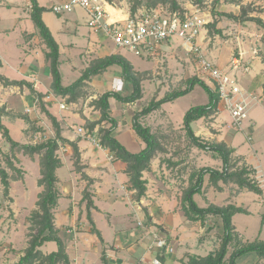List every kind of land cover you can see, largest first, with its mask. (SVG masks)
Listing matches in <instances>:
<instances>
[{"label":"rangeland","instance_id":"374dc122","mask_svg":"<svg viewBox=\"0 0 264 264\" xmlns=\"http://www.w3.org/2000/svg\"><path fill=\"white\" fill-rule=\"evenodd\" d=\"M111 1L118 8L124 9L125 12H131L132 14L140 9H186L191 12L199 8L200 13L207 20L206 29L203 30L199 38L201 49L206 57L219 67L225 69H231L232 57H243V63L249 67V70H245L244 66L240 65L235 73L246 91L245 96L252 94L259 100L256 103H250L249 118L244 123V130H239L238 127L233 125L230 114L223 107L221 110L217 112L213 111L210 115L201 118L197 121L194 128L195 133L202 140L209 142L221 140L233 149L230 169L241 170L246 167L249 171L248 177L253 181L256 176L253 163L258 165L261 170H264V43L261 38L263 30L254 23L242 26L226 16L218 17L217 28L210 27L209 23H212L214 20L212 15L214 9L219 12L238 14L241 6H249L251 7L250 9H256L255 11H251L252 15L260 16L261 14V16H264V0H220L218 2L215 0H203L199 3L192 0H177L179 4L178 9H173L171 2L165 0ZM51 2L53 0L38 1L40 5H44L47 8V19L52 29L54 32L59 33V36H61L60 40L63 43H76L75 47L65 49L62 63L59 66L64 84L71 83L81 77L94 59L114 53L127 58L133 64L135 71L141 78L142 97L134 102H129L135 104L128 105L125 102L116 100L114 97L110 98V103H116L112 105L115 111L112 112L114 113L113 116L115 115L114 117L117 121L121 122V126H116L114 134L120 135L122 140L124 134L128 131V124L132 121L133 114L136 111H140L153 100L162 99L172 91L186 88L190 78L198 77L213 88L215 87L211 79L202 78L197 74L196 59L193 53L187 51L180 39H175L171 43L164 44L159 53L150 58L137 56L128 49L115 45L112 41H109L107 44L104 43L103 40L106 39L103 37L102 32L97 33L101 37L100 41L91 44V38L85 36L90 34L91 31L87 24V13L81 8H76L72 12L57 14L50 10ZM134 7H136V11L132 12ZM31 11L32 0H0V58L5 63L3 70L13 76L20 77L19 70H22L25 74H30L33 71L37 72L40 81L39 86L42 90H45L51 80L50 62L44 48L47 44L31 18ZM216 29H221L222 32L217 33ZM121 70L120 64L114 63L106 70L86 80L80 88V97L75 102H69L67 96L61 97L67 105V108L61 109L62 111L56 107L59 96L53 90L43 94L41 93L42 97L44 96V100L40 98L36 104L38 109L41 110L43 114L42 118L48 124V127L46 124L44 126L31 124L30 116H34V111L30 115L28 112L22 114L26 108L32 110L33 105L30 99L20 94L11 95L9 98L10 101L14 103L19 112H22L19 113V116L25 118L26 123L29 125L24 130L25 133L21 130V125L13 124L16 113L9 114L8 121L10 122L11 136L19 142L22 140L32 144H39L48 138L56 137L55 126L47 114L51 109H56L59 118L55 117L59 119L63 130L71 135H76V138L86 137L92 145L98 147L95 141L87 135L95 134L96 140L100 141L98 134L99 128L101 126L109 127V124L102 122L96 126L93 132L89 131V124L101 117V111L95 107L94 103L96 99L109 90L120 91L123 94L131 92L132 84L125 82ZM252 70L257 71L256 77L251 76L250 73ZM48 94H55L57 99L53 97V100H46L45 98ZM208 100V94L204 87L201 84H196L191 92L163 103L160 108L141 119L144 125L149 126L154 133L159 135L165 147V151H159L153 158L151 169L148 170L150 173L146 174V180L148 182L146 197L149 206L158 207L157 201L164 195H167L171 202L180 198L186 188L188 179L190 185V176H188V173H192V170L198 171L203 167H212L218 170L219 168H223L224 165L221 160L213 157L211 152L193 144L183 124L185 112L191 106L206 104ZM71 103L76 104L72 105ZM4 113L6 112L4 111ZM80 128H83V131H80ZM26 134L28 137L25 138L24 136ZM249 137H252V139L250 140ZM62 144L68 146L70 151L63 152L59 148V156L64 157L67 153V161H73L70 165V172H76L78 175H81V172L78 171L74 164L75 155L71 146ZM3 146L4 149L1 148L0 156L2 157L3 165L7 168L11 177L14 178L12 180H18L22 177L23 170L15 165L16 162L19 163V159H23L25 165L29 167L30 173L27 178V183L30 194L23 196L24 189L21 184L22 182L14 183L16 200L21 208L17 216H15V212L11 208L10 189L9 194L5 195L4 184L0 180V238L8 240V237L4 235L6 232L17 233L14 244H12L15 247L12 250L22 249L24 251L25 246H28L29 235L31 233V216L37 208V179L40 175L39 164L37 165L36 162L31 161V156L26 155L18 147H12L6 140H4ZM126 147L128 146L126 145ZM100 154L101 157H104V153L101 152ZM38 155L40 162L41 155ZM7 158L14 164L15 168L8 166ZM188 158L191 162L187 164ZM110 159H112L111 156ZM180 162H185V164L178 169L176 168V164ZM104 164L111 170L113 162L106 160ZM80 166L83 167L81 164ZM153 168L155 169L154 171ZM68 170L69 168H66L65 172L68 173ZM75 187L77 188L75 189V206L76 211L80 213V211H84L82 209L84 200H80L83 193L80 190L79 184L76 183ZM71 188L74 187L70 185ZM114 191L119 199L123 196V193H120L117 189ZM217 191L214 190L216 196L211 191L207 193V197L205 194L198 192L194 195V199L200 206H205L212 202L222 204L226 202L225 198L231 196L232 189H230V192L217 193ZM261 191L263 192V189ZM68 196L69 198L73 197L72 194ZM106 196L105 194L98 198L103 201ZM131 198L138 200L135 193L131 195ZM242 199L244 202L242 204L249 206L251 210L250 214H239L235 218L236 223L240 227L239 229L243 233L242 240L247 242L264 239V203L260 201V196L250 192L244 195ZM106 207L109 208L110 206ZM117 207H125L127 210H130L131 205L126 200L120 199ZM110 211L112 212L114 209ZM130 217L135 222L134 227L138 221H150V217L144 211L138 215L133 213ZM208 221L215 228L212 233L208 234V230L200 222L203 226L198 224L196 228L189 229L187 231L188 236L189 238H194L196 234L200 241L208 239V243L206 244L208 246L207 248L217 249L221 243L223 228L217 226L216 223H218V220L215 216H211ZM163 225L161 224L157 230L151 232L150 240L147 238L146 243L150 244L153 242L154 233L166 236L161 229ZM62 237L66 239L67 235L63 232ZM188 241L191 242V239ZM50 245L53 249L57 248L56 243L52 242ZM171 246L175 250L174 253H177L178 249L173 241L170 244ZM234 247L235 244L233 242L229 248V254L233 251ZM43 249L44 251L49 250L46 247ZM199 252L203 251L199 250ZM168 254H173V252L171 253L168 249ZM238 261L239 264H242L244 261L247 264H264V257H260L257 252L252 251L240 256Z\"/></svg>","mask_w":264,"mask_h":264},{"label":"trees","instance_id":"16d2710c","mask_svg":"<svg viewBox=\"0 0 264 264\" xmlns=\"http://www.w3.org/2000/svg\"><path fill=\"white\" fill-rule=\"evenodd\" d=\"M170 1L173 9H178L179 4L177 0ZM196 3L203 0H192ZM216 2L220 0H215ZM249 6H241L238 14L231 12L212 11L214 20L209 23L212 28H217L219 16H226L242 26L254 23L262 28V41L264 43V19L257 15H252ZM47 8L41 6L37 0H32L31 18L39 29V32L48 48L50 49L46 56L50 62V69L52 74L51 88L58 96H67L69 102H75L80 97V88L92 76L99 72L106 70L114 63L120 64L122 68V76L126 83L132 84V90L128 94H123L120 91L109 90L103 93L95 100V107L101 111V117L98 120L89 124V131L93 132L97 125L102 122L109 124V127L101 126L98 134L100 143L104 148H107L116 159H120L126 163V173L129 176V188L136 191V197L140 200L147 192V180L143 178V172L151 169L153 158L159 151H165V147L159 135L154 133L152 129L144 125L142 118L151 112L157 110L163 103L173 100L179 96L191 92L196 84H201L208 94V103L191 106L184 115L183 124L187 135L196 146L205 149L212 153L213 157L219 159L223 163L221 170L212 167H203L198 171H193L190 175V185L186 187L181 195L180 208L188 220L200 221L205 224L211 216H219L223 222V234L221 235L220 246L214 251L209 252L205 256L197 254H188L185 264H237V259L248 253L255 251L260 257H264V239H256L254 241H243L236 227L233 223V216L238 212H246V209L229 203L227 205H217L214 203L208 206H200L194 199V195L202 191L205 176L209 175L210 182L219 188L218 182L224 183L233 182L241 188H248L249 190L261 193L260 187L253 182L249 177V171L246 167L241 170L230 169L231 149L225 142L216 141L209 142L202 140L199 135H196L193 123L201 118L210 115L217 107L220 101V95L215 88L208 85L204 80L198 77H192L188 80V85L184 89L172 91L166 94L162 99L153 100L140 111H136L132 117V127L136 134L144 142V147L138 152L130 151L114 134L116 126L119 124L117 119L113 116L110 108V98L114 97L116 100L129 103L134 102L142 97L141 78L135 71L133 64L124 56L120 54H110L105 57L94 59L89 67L84 71L81 77L74 80L69 85H63L62 75L59 69L60 63V48L59 44L52 35L51 30L42 18V13ZM136 11L134 7L132 12ZM217 33H221V29H216ZM264 62V57H263ZM2 63L0 61V67ZM0 82L5 86L29 84L25 80H11L0 73ZM33 91V87L29 84ZM42 98V94L38 93ZM5 111L4 107H0V130L3 136L11 144L12 147L20 148L24 153L29 155L40 154V178L38 185L42 186V191L38 194L37 208L33 211L31 216V233L29 235L28 246L25 248L23 255L16 264H71V259L67 251V245L64 238L60 235V230L55 223V209L58 206V201L61 196L57 182L58 177L56 170L62 166L63 161L58 154L60 144L62 143L71 146L75 155L74 164L78 171L82 170L80 166V149L78 141H72L62 135V129L59 121L50 112H47L49 118L56 129V137L48 138L39 143H21L15 140L11 134L10 129L2 121V115ZM2 149L0 146V153ZM8 166L15 168L14 164L7 158ZM83 177L88 179V186L84 190L83 200L86 201L88 219L92 222V231L96 232L100 237V231L95 227L91 217V208L94 206V201L91 198L89 186L94 182L92 178L82 173ZM11 177L7 168L3 165L2 157L0 156V180L5 187V195L9 194ZM46 242H55L57 248L48 253H44L41 247ZM235 247L229 254V248L233 244ZM229 254V255H228Z\"/></svg>","mask_w":264,"mask_h":264},{"label":"crops","instance_id":"0c3cea01","mask_svg":"<svg viewBox=\"0 0 264 264\" xmlns=\"http://www.w3.org/2000/svg\"><path fill=\"white\" fill-rule=\"evenodd\" d=\"M39 1V0H38ZM45 7L44 5H41ZM72 12V11H71ZM47 12L44 11L42 13V18L44 19L45 23L49 27L54 36L55 40L59 44L60 48V64L62 63L63 55L65 53V49L68 47H75L74 42L63 43L61 36L59 33L54 32L50 22L47 19ZM264 19V16H261ZM63 32V31H62ZM262 35V34H261ZM86 37H90V43H96L100 41L101 37L94 31H90V34L85 35ZM103 37L106 40H103L104 43H108L109 39H107L104 35ZM45 52L47 53L50 49L48 46H44ZM117 54V53H114ZM2 66L0 67V73L5 75L11 80H25L27 81L32 87L33 91L30 88L29 84H24L22 86L19 85H11L5 86L2 82H0V107L5 108V112L2 115V121L4 124L11 130L10 122L8 121V115L11 113H16L15 119L13 124L21 125V130H25L28 128V124L26 123L25 118L19 116V112L15 107L14 103L10 101V97L13 94H20L27 97L32 101V110L30 108H26L22 114L26 112L29 115L34 111V116H30V120L32 121L31 124H40L44 126L45 124L48 127V124L42 118L43 114L36 102L40 99L37 95L38 93H46L48 91H52L51 83H52V74L51 80L49 85L46 87L45 90H42L39 86V77L38 73L33 71L30 74H25L22 70H19L20 77L13 76L6 71H4L5 63L3 59L0 58ZM4 71V72H3ZM251 76L256 77L257 71L252 70ZM63 83V82H62ZM72 83V82H71ZM64 84L63 85H69ZM264 90V87H263ZM38 97V98H37ZM60 98L63 96H59ZM44 100V96L42 97ZM62 99V98H61ZM42 100V101H43ZM44 102V101H43ZM75 105L76 103H71ZM116 103H110L112 112L114 108L112 105ZM123 104V103H121ZM128 105L135 104V103H125ZM163 105V104H162ZM49 107V105H47ZM121 106V105H120ZM58 110L62 111L58 104L56 105ZM50 113L59 118L56 109H51ZM114 114V113H113ZM115 116V115H114ZM55 117V118H56ZM45 118H47L45 116ZM56 118V119H57ZM59 121V119H57ZM199 121V120H198ZM119 122V121H118ZM29 123V122H28ZM60 123V122H59ZM197 124V121L193 123V127ZM121 126V122L119 124ZM128 131L124 134L123 140L121 136L116 134L117 138L132 152H138L144 147V142L142 139L136 134L132 127V121L128 124ZM62 129V135L72 141H78V146L80 149L81 154V165L82 173L84 172L90 178L93 179V183L89 186V191L91 193V198L94 201V206L91 208V217L95 224V227L100 231L101 237L92 231L93 224L88 219L87 213V205L86 201L83 202L82 209L83 212L76 211L75 206V189H77L76 183L79 184L80 190L84 195V190L88 186V179L84 178L83 175H78L76 172H70V165L73 161L68 160L66 158V154L61 156L63 164L56 170V174L58 177V188L60 190L61 196L58 201V206L55 209V223L56 226L60 230V235H63V232L67 235V238L64 239L67 245V251L71 259V264H153L152 260L154 257H159L163 264H185L187 261L188 254H197L201 256L207 255L209 252L214 251L215 249L207 248L206 244L208 243V239L204 241H200L198 237L194 236V238H189L188 230L200 224V221L193 222L188 220L187 217L184 215L183 211L180 208L181 197L177 198L174 202L170 201L167 195L159 198L157 201V206H149V202L147 200L146 195L143 196L140 200H134L131 198V195L136 193L135 190H131L129 188V176L126 173V163L120 159H110V156H114L107 148H98L91 144L90 140L86 137L76 138V135H71L67 133V131L63 130L62 124L60 123ZM195 129V128H194ZM25 132V131H24ZM26 133V132H25ZM197 135V133H196ZM25 138L28 137L24 136ZM17 140L16 138H14ZM6 138L3 136L2 131L0 130V146L4 149L3 143ZM7 141V140H6ZM221 141V140H218ZM8 142V141H7ZM21 143H30L27 141H20ZM70 151V148L68 149ZM104 153V157H101L100 153ZM27 155V154H26ZM29 155V154H28ZM19 156V155H18ZM31 156V161L36 162L39 166V173H40V162L38 160L39 155H29ZM36 159V160H35ZM109 160L113 162V166L111 170L104 164V161ZM113 160V161H112ZM219 160V159H218ZM178 161V160H177ZM191 162L188 158L187 164ZM185 162H180L176 164V168H181ZM18 168H21L22 177L18 180H10V201H11V208L15 212V216L18 215L19 211L21 210L20 206L18 205V201L16 200V194L14 189V183L22 182V186L24 189L23 196H28L30 194V189L27 183V178L29 175V167L25 165L23 159H19V163H15ZM191 167V166H190ZM259 169L260 167L257 166ZM69 168V172L66 173L65 169ZM184 168V167H183ZM191 169V168H190ZM222 168H219L221 170ZM155 169L153 168V171ZM195 171V170H194ZM264 172V170H262ZM193 172V170H192ZM75 173V174H74ZM149 171H144L143 176L144 179H147L146 174H149ZM191 175V172L188 173V176ZM208 176V177H206ZM205 176V181L203 184V188L201 193L207 195V193L211 192L214 193V190H218V192H226L232 189L231 196L225 198L226 202L222 204L214 203L217 205H227L229 203L235 204L236 206H240L246 209V212H238L233 216V223L236 227V231L239 233L240 238L242 239L243 233L239 229V225L236 223L235 218L239 216V214H250L251 210L249 206L243 205L242 197L247 193H255L256 195L260 196V201L264 203V193H258L248 188H241L236 183L230 182L229 184L224 183L222 180L218 182L219 188L214 186L210 180H208L209 175ZM40 178V175L38 179ZM81 180L78 181V179ZM37 179V183H38ZM186 182V187L189 186V179ZM70 185L74 188L70 189ZM117 189L120 193H123L121 196V200L124 199L126 202H129L131 207L130 210L127 208H118L119 197H117L116 192L114 191ZM42 190V186L38 185L37 187V195ZM207 190V191H206ZM206 191V192H205ZM72 192V193H71ZM107 195L103 201L99 200V196ZM147 193V192H146ZM69 194H72L73 197L69 198ZM181 194V193H180ZM216 193H214V196ZM83 195H81V199L83 200ZM263 196V197H262ZM123 197V198H122ZM207 197V196H206ZM236 199V200H235ZM208 200V198H206ZM207 203V202H206ZM243 203V204H242ZM209 204L205 205L208 206ZM106 206H110L107 208ZM203 206V207H205ZM114 209V211H110ZM144 211L150 217L149 222H136L134 227V220L131 219L130 215L135 213L139 214L140 212ZM114 212V213H113ZM247 214V215H248ZM214 217V216H212ZM218 220L217 226L223 228L222 219L219 216H215ZM207 221L204 224L206 230H208V234L212 233L215 228H213L212 223H208ZM80 224V226H79ZM164 224L161 228L163 233H165L166 237L169 238V242L173 241L176 244L178 249L177 253L168 254V249L165 251L159 249L158 247L150 248L152 242L146 243V239L150 240L151 232L157 230L158 226ZM203 226V225H202ZM204 230V229H203ZM6 237L8 240H3L0 238V264H16L20 257L23 255L24 251L22 249H15L14 251L12 248L15 247L14 244L15 238L17 237V233L14 232H6ZM211 238V237H209ZM191 239V242L188 241ZM193 240V242H192ZM52 242H46L42 247V251L44 253H48L53 251L50 245ZM55 243V242H53ZM48 244V245H47ZM149 244V245H148ZM27 246H25L26 248ZM44 247L49 248L48 251H44ZM173 247V246H172ZM174 249V248H173ZM10 250V252H9ZM203 251V252H199ZM170 251V250H169ZM171 252V251H170ZM171 252V253H172ZM96 261V262H95ZM237 264L239 261L237 259ZM242 264H247L245 261Z\"/></svg>","mask_w":264,"mask_h":264},{"label":"built area","instance_id":"2783aa9c","mask_svg":"<svg viewBox=\"0 0 264 264\" xmlns=\"http://www.w3.org/2000/svg\"><path fill=\"white\" fill-rule=\"evenodd\" d=\"M50 10L57 14L83 9L87 15V24L91 31L102 34L115 45L124 47L137 56L150 58L163 48L164 44L180 39L188 52L193 53L196 59L197 74L202 78L211 79L215 89L220 95V101L214 111L226 109L232 118L234 126L244 130V123L249 118V105L259 100L256 96H245L246 91L241 85L235 71L244 66L243 57H232L231 69L219 67L203 53L199 38L206 29L207 20L200 13V9L194 11L168 10L164 8L140 9L136 13L125 12L118 8L111 0H53ZM114 10H112V9ZM117 11L119 13H117ZM115 12V13H114ZM233 71V72H232ZM57 99L55 94H48L46 100ZM60 109L67 108L66 103L60 97L57 99ZM83 131V128H80ZM95 141V144L104 148L96 135H87ZM251 140L252 137H249ZM60 149L65 152L69 147L60 143ZM113 159L114 156L112 155ZM253 168L256 176L253 182L263 189L264 172L255 163ZM174 250L166 236L154 233V240L150 248ZM153 264H163L159 257H154Z\"/></svg>","mask_w":264,"mask_h":264},{"label":"bare ground","instance_id":"6f19581e","mask_svg":"<svg viewBox=\"0 0 264 264\" xmlns=\"http://www.w3.org/2000/svg\"><path fill=\"white\" fill-rule=\"evenodd\" d=\"M112 9V8H111ZM113 10V9H112ZM114 11V10H113ZM115 13V12H114ZM117 13H119L118 11H117Z\"/></svg>","mask_w":264,"mask_h":264}]
</instances>
